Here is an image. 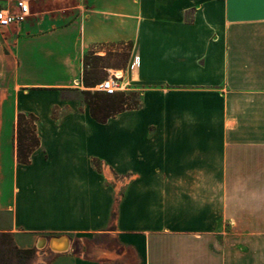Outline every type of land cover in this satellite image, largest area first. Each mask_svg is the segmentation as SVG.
Listing matches in <instances>:
<instances>
[{"label": "crops", "instance_id": "1", "mask_svg": "<svg viewBox=\"0 0 264 264\" xmlns=\"http://www.w3.org/2000/svg\"><path fill=\"white\" fill-rule=\"evenodd\" d=\"M24 1L0 29V234L45 264H264V0ZM119 47L140 104L102 124L64 94Z\"/></svg>", "mask_w": 264, "mask_h": 264}, {"label": "trees", "instance_id": "2", "mask_svg": "<svg viewBox=\"0 0 264 264\" xmlns=\"http://www.w3.org/2000/svg\"><path fill=\"white\" fill-rule=\"evenodd\" d=\"M90 58L94 60H101L102 57L95 56L94 52L87 53L84 56V76L83 83L88 88H94L101 84L106 78L96 77L98 66L94 62L89 61ZM89 69V70H88ZM81 94L85 97L86 103L89 105L92 117L99 123H106L109 119L116 115L134 110L139 107V103L134 106H128L127 94L124 92L117 93L113 96L107 95L103 92L92 93L90 91H83ZM37 118L34 115L18 116L17 123V157L21 165H28L30 157L33 152L39 147L40 141L36 133ZM0 237L11 238L7 234H0ZM32 252V250H24Z\"/></svg>", "mask_w": 264, "mask_h": 264}, {"label": "rangeland", "instance_id": "3", "mask_svg": "<svg viewBox=\"0 0 264 264\" xmlns=\"http://www.w3.org/2000/svg\"><path fill=\"white\" fill-rule=\"evenodd\" d=\"M91 53V52H88ZM95 56H99L95 54ZM129 54L128 49L117 48V51L113 50L108 51L101 60H94L90 58L89 61L92 60L98 66L97 76L102 78H109L113 73L116 72L119 68H126L128 64ZM89 70V69H88ZM84 76V71H83ZM98 85L94 88H88L85 85L80 88H74L70 92H66L64 97L67 99H75L81 102L86 103L85 97L81 94L83 91H90L92 93L100 92L98 89ZM124 88V87H123ZM124 93L127 96V105L134 106L136 104H140V97L137 91L133 90L132 87H125L123 89ZM114 185H119V182H113ZM8 222V215L5 213L0 214V226L6 227ZM0 264H45L44 256L39 250L36 248L32 250V252H27L24 250L18 249L11 238H3L0 237Z\"/></svg>", "mask_w": 264, "mask_h": 264}, {"label": "built area", "instance_id": "4", "mask_svg": "<svg viewBox=\"0 0 264 264\" xmlns=\"http://www.w3.org/2000/svg\"><path fill=\"white\" fill-rule=\"evenodd\" d=\"M30 16V7L28 3L21 0L17 3V10H0V29H7L11 26H16L26 22ZM139 58H135L132 65L131 71L136 73L139 68ZM100 92L106 93L107 95L113 96L123 91V82L121 78L109 77L104 80L97 88Z\"/></svg>", "mask_w": 264, "mask_h": 264}, {"label": "bare ground", "instance_id": "5", "mask_svg": "<svg viewBox=\"0 0 264 264\" xmlns=\"http://www.w3.org/2000/svg\"><path fill=\"white\" fill-rule=\"evenodd\" d=\"M117 74L121 75L122 73L118 72ZM69 246H70V243H69L68 239H64L61 241H53V243H52V247H53L54 251L58 252V253H62L64 251H67Z\"/></svg>", "mask_w": 264, "mask_h": 264}, {"label": "water", "instance_id": "6", "mask_svg": "<svg viewBox=\"0 0 264 264\" xmlns=\"http://www.w3.org/2000/svg\"><path fill=\"white\" fill-rule=\"evenodd\" d=\"M64 239H67V238H65V237L52 238V239L50 240V248H51L52 250H54L53 247H52V243H53V241H61V240H64Z\"/></svg>", "mask_w": 264, "mask_h": 264}]
</instances>
